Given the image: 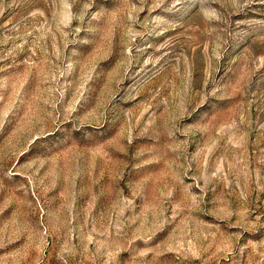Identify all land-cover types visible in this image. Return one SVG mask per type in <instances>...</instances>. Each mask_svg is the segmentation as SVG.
Returning <instances> with one entry per match:
<instances>
[{"label": "rangeland", "instance_id": "rangeland-1", "mask_svg": "<svg viewBox=\"0 0 264 264\" xmlns=\"http://www.w3.org/2000/svg\"><path fill=\"white\" fill-rule=\"evenodd\" d=\"M0 264H264V0H0Z\"/></svg>", "mask_w": 264, "mask_h": 264}]
</instances>
